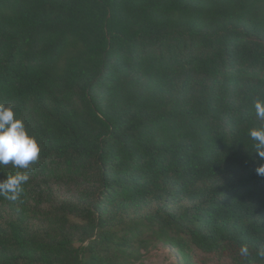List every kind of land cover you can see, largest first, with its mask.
I'll use <instances>...</instances> for the list:
<instances>
[{
	"label": "trees",
	"instance_id": "16d2710c",
	"mask_svg": "<svg viewBox=\"0 0 264 264\" xmlns=\"http://www.w3.org/2000/svg\"><path fill=\"white\" fill-rule=\"evenodd\" d=\"M264 0H0V104L41 147L0 196V264H264ZM247 246L248 255L240 253Z\"/></svg>",
	"mask_w": 264,
	"mask_h": 264
},
{
	"label": "clouds",
	"instance_id": "9594fccd",
	"mask_svg": "<svg viewBox=\"0 0 264 264\" xmlns=\"http://www.w3.org/2000/svg\"><path fill=\"white\" fill-rule=\"evenodd\" d=\"M255 114L264 120V101L254 102ZM248 135L254 141V148L261 160H264V126L251 128ZM41 152L37 139L27 131L22 119L16 118L11 106L0 104V166L11 164L14 168L28 169L30 164L37 161ZM257 175L264 177V165L256 169ZM29 176L17 172L0 180V196L11 202L20 199L24 192V185ZM241 255H248L247 246H242ZM258 255L264 257V250Z\"/></svg>",
	"mask_w": 264,
	"mask_h": 264
},
{
	"label": "rangeland",
	"instance_id": "374dc122",
	"mask_svg": "<svg viewBox=\"0 0 264 264\" xmlns=\"http://www.w3.org/2000/svg\"><path fill=\"white\" fill-rule=\"evenodd\" d=\"M178 257L171 248L160 247L153 253V258L147 264H177Z\"/></svg>",
	"mask_w": 264,
	"mask_h": 264
}]
</instances>
